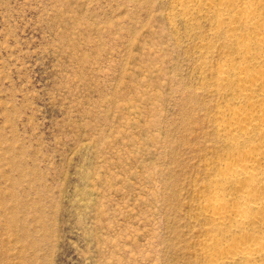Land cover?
<instances>
[{"label": "rangeland", "instance_id": "374dc122", "mask_svg": "<svg viewBox=\"0 0 264 264\" xmlns=\"http://www.w3.org/2000/svg\"><path fill=\"white\" fill-rule=\"evenodd\" d=\"M175 1L0 0V264H209L234 239L203 212L241 59Z\"/></svg>", "mask_w": 264, "mask_h": 264}, {"label": "bare ground", "instance_id": "6f19581e", "mask_svg": "<svg viewBox=\"0 0 264 264\" xmlns=\"http://www.w3.org/2000/svg\"><path fill=\"white\" fill-rule=\"evenodd\" d=\"M184 1L190 0H176L175 5L185 13L194 15L205 9L207 14H213V27L226 28L222 37L232 42L241 59L236 64L221 63L214 77L216 85L234 87L236 99L243 103L229 107L228 117L218 124L234 161L221 163L220 172L209 186L212 197L205 202L203 214L216 228L232 233L234 239L211 238L205 245L218 247L219 254L210 257L209 264L235 260L263 264L264 64L258 63L264 58V22L257 17L264 10L258 5L239 4L238 0H196L192 8L184 6ZM238 31L246 34L239 37ZM251 31L255 33L251 35ZM254 63L257 68L251 67ZM221 195L231 197V201Z\"/></svg>", "mask_w": 264, "mask_h": 264}]
</instances>
